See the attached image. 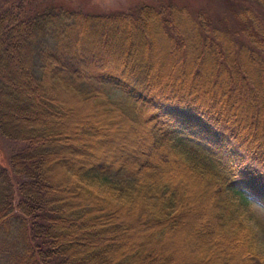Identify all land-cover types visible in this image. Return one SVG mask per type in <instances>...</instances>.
Listing matches in <instances>:
<instances>
[{
    "label": "trees",
    "instance_id": "1",
    "mask_svg": "<svg viewBox=\"0 0 264 264\" xmlns=\"http://www.w3.org/2000/svg\"><path fill=\"white\" fill-rule=\"evenodd\" d=\"M218 2L2 8L0 264H264V0Z\"/></svg>",
    "mask_w": 264,
    "mask_h": 264
},
{
    "label": "rangeland",
    "instance_id": "2",
    "mask_svg": "<svg viewBox=\"0 0 264 264\" xmlns=\"http://www.w3.org/2000/svg\"><path fill=\"white\" fill-rule=\"evenodd\" d=\"M10 3L11 0H0V11L2 8ZM177 8H181L182 6H186L188 9L194 8H203L206 5L207 0H42V5L37 4L35 5V9L42 12V10L46 8L50 9H58V8H65L69 11H78L83 14H107V12H117V11H127L131 8H136L140 5H160V3H170ZM212 3V12L214 13L217 10L222 8V4L218 2V0H213ZM139 131V130H138ZM136 133V132H135ZM140 135L143 136L144 134L139 131ZM126 134V131H121L120 133H114L112 137L118 139V135ZM133 134V133H132ZM135 135V134H134ZM136 136V135H135ZM134 138V137H133ZM121 139H118L120 141ZM183 140V139H182ZM12 141L6 137H2L0 134V164L4 169L8 170L10 179H12L13 185L15 186V179L12 178L11 168H10V157L11 155L15 154L16 152L22 150L26 144L22 141ZM186 149L188 147L192 149L189 142H186ZM195 153H198L201 157L205 156V149L198 148L197 150L193 148ZM16 200V199H15ZM238 208V212L240 216L243 218V221L248 222L249 225L257 233V243L258 247L261 252L264 254V206L258 202V200L252 199L246 191L243 192V195L238 197L234 201ZM190 237V239H189ZM184 245L185 242L190 244L192 240H194L193 236L187 235L184 238ZM184 245L182 243L176 242L175 247L178 251L173 253V257L176 258L178 263H182L184 259H187L189 249L192 250V247L189 246L188 248L184 249ZM15 247V245H13Z\"/></svg>",
    "mask_w": 264,
    "mask_h": 264
},
{
    "label": "bare ground",
    "instance_id": "3",
    "mask_svg": "<svg viewBox=\"0 0 264 264\" xmlns=\"http://www.w3.org/2000/svg\"><path fill=\"white\" fill-rule=\"evenodd\" d=\"M13 142H14V141H13ZM16 142H17V141H16ZM16 142H15V143H16Z\"/></svg>",
    "mask_w": 264,
    "mask_h": 264
}]
</instances>
